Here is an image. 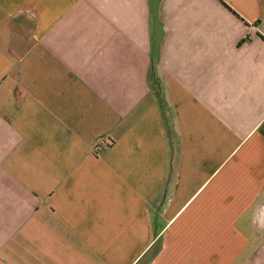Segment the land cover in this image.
I'll list each match as a JSON object with an SVG mask.
<instances>
[{
    "label": "crops",
    "instance_id": "obj_1",
    "mask_svg": "<svg viewBox=\"0 0 264 264\" xmlns=\"http://www.w3.org/2000/svg\"><path fill=\"white\" fill-rule=\"evenodd\" d=\"M0 264H264V0H0Z\"/></svg>",
    "mask_w": 264,
    "mask_h": 264
},
{
    "label": "built area",
    "instance_id": "obj_2",
    "mask_svg": "<svg viewBox=\"0 0 264 264\" xmlns=\"http://www.w3.org/2000/svg\"><path fill=\"white\" fill-rule=\"evenodd\" d=\"M107 145L106 141H99V143L95 146V153L98 156H102V151L104 150L105 146Z\"/></svg>",
    "mask_w": 264,
    "mask_h": 264
}]
</instances>
